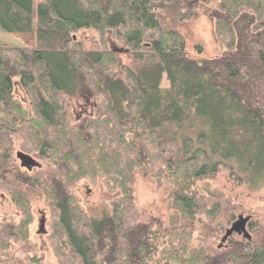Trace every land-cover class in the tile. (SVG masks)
Listing matches in <instances>:
<instances>
[{"label":"trees","instance_id":"1","mask_svg":"<svg viewBox=\"0 0 264 264\" xmlns=\"http://www.w3.org/2000/svg\"><path fill=\"white\" fill-rule=\"evenodd\" d=\"M170 5L186 18L202 8L225 53L202 58L197 44L193 56L162 26ZM0 31L39 43L0 45V190L16 213L0 202V264H264L250 241L224 254L190 246L221 210L210 180L264 178V0H0ZM19 151L37 166L21 168ZM138 176L166 186V222L142 221ZM83 180L103 183L105 214L80 205ZM32 197L54 217L42 251Z\"/></svg>","mask_w":264,"mask_h":264},{"label":"rangeland","instance_id":"2","mask_svg":"<svg viewBox=\"0 0 264 264\" xmlns=\"http://www.w3.org/2000/svg\"><path fill=\"white\" fill-rule=\"evenodd\" d=\"M177 7V5H170L161 9L160 18L165 30L175 29L180 31L186 38L189 51L193 56H196L193 47L197 44H201L204 48L202 58L215 59L225 53V47L214 36L213 21L202 8L194 9L193 14L195 15L191 14L190 18H186L184 17L186 10L183 7H181L182 10H179ZM74 39L79 40L86 49L94 50L98 48V35L94 31H81L76 34ZM0 45L38 47L39 43L36 41L35 35L24 36L0 31ZM116 47L119 48L120 46ZM125 63L128 64L126 58ZM17 95L22 98V91L17 89ZM18 165L20 166L19 161ZM209 182L212 191L217 192L218 200L215 198L213 200L215 203H219L221 210L212 220H206L204 215L202 216L204 222L196 223L190 246L194 248L207 247L211 251L216 250L222 254L226 251H233L236 248L235 244L238 242L250 241L252 244L264 246V178L238 185L231 181L229 172L222 169L219 175ZM158 184L150 176L145 178L138 176L136 204L137 208L143 213L142 221L144 223H147L151 217L159 218L163 222H166L169 218L171 201L167 200L165 196L167 188H165L166 186L159 188ZM166 185L168 186L167 183ZM76 194L79 197L80 205L92 217L97 218L109 209L110 194L100 180L95 183L83 180L77 186ZM31 200L33 208L30 212L34 219L31 226L32 240L42 251L48 248L45 235L49 230L48 224L54 217H51L50 210L46 209L43 203L36 202L33 197ZM1 201L3 202V213L6 216L11 215L14 212V207L0 190ZM210 216L212 215L210 214ZM240 218L247 220V232L251 239L234 232L222 243L227 230L231 229L232 225ZM41 221H43V229L39 234ZM17 249L19 250V247ZM45 264H57V260L50 255Z\"/></svg>","mask_w":264,"mask_h":264},{"label":"water","instance_id":"3","mask_svg":"<svg viewBox=\"0 0 264 264\" xmlns=\"http://www.w3.org/2000/svg\"><path fill=\"white\" fill-rule=\"evenodd\" d=\"M16 158L20 162V167L23 169L31 170L32 168L37 166L35 160L31 156L24 154L22 152H18L16 154ZM246 222L247 220L242 218H240L239 221L235 222L232 225L231 229L227 230L225 237L222 240V243H224L227 240V238L230 237L234 232H238V233L240 231L245 232ZM42 229H43V223H41L40 225L39 234L41 233ZM246 237L250 239L249 235H247Z\"/></svg>","mask_w":264,"mask_h":264},{"label":"flooded vegetation","instance_id":"4","mask_svg":"<svg viewBox=\"0 0 264 264\" xmlns=\"http://www.w3.org/2000/svg\"><path fill=\"white\" fill-rule=\"evenodd\" d=\"M237 234H239V235H244L245 237H246L247 235H249L248 232H247V222H246V224H245V232L240 231L239 233L237 232ZM249 237H250V239H251V236H250V235H249Z\"/></svg>","mask_w":264,"mask_h":264}]
</instances>
